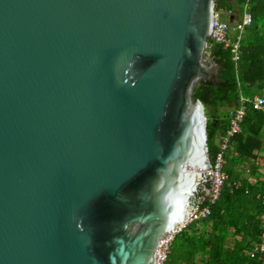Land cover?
Here are the masks:
<instances>
[{
  "label": "water",
  "instance_id": "obj_1",
  "mask_svg": "<svg viewBox=\"0 0 264 264\" xmlns=\"http://www.w3.org/2000/svg\"><path fill=\"white\" fill-rule=\"evenodd\" d=\"M214 0H0V264H153L205 197Z\"/></svg>",
  "mask_w": 264,
  "mask_h": 264
},
{
  "label": "trees",
  "instance_id": "obj_2",
  "mask_svg": "<svg viewBox=\"0 0 264 264\" xmlns=\"http://www.w3.org/2000/svg\"><path fill=\"white\" fill-rule=\"evenodd\" d=\"M244 4L251 20L240 33L236 60L231 58L230 45L215 43L210 57L218 64L216 82L200 80L192 92L203 106L209 161L217 151L218 138L228 127L230 113L221 108L234 109L239 106L240 96L246 98L239 128L223 153L221 170L226 179L210 204L209 214L175 235L165 264H195L198 255L203 264H230L232 254L241 250L246 251L247 264H264V249L254 250V244L264 243L260 218L264 215V173L258 171L259 164L254 161L264 157V108L254 109L250 103L253 95L264 94V0H214L213 7L215 11L230 9L238 15ZM244 171L254 180L244 176ZM205 225L208 230L202 229ZM230 229L240 236L228 246L225 241ZM252 251L254 255L249 256Z\"/></svg>",
  "mask_w": 264,
  "mask_h": 264
},
{
  "label": "built area",
  "instance_id": "obj_3",
  "mask_svg": "<svg viewBox=\"0 0 264 264\" xmlns=\"http://www.w3.org/2000/svg\"><path fill=\"white\" fill-rule=\"evenodd\" d=\"M246 4L243 5L240 13L238 15L233 14L230 9L225 10L228 18L225 20H220L218 18V12L214 10L213 7V20L212 28L206 36V42L203 50V58H210V48L215 43H223L225 45H230L231 48V58L236 60L240 33L245 25H248L251 20V15L246 9ZM244 100L246 98L239 97V106L232 109L230 112L228 127L217 140V151L215 152L212 161L208 162L209 176H210V188L207 191L203 200L194 208L190 209L188 215L183 219V221L175 227L172 231L165 234L157 243L155 248V258L153 264H165L167 253L171 246L174 236L180 232L187 224L194 220H200L205 218L210 212V204H212L218 194L222 183L226 179V175L221 170L223 164V153L224 150L229 146V138L237 132L239 128L240 121L244 114ZM251 105L254 109H263L264 100L261 96L255 95L250 100ZM264 249V243L254 245V250L261 252ZM249 256L254 255V251L248 252Z\"/></svg>",
  "mask_w": 264,
  "mask_h": 264
},
{
  "label": "rangeland",
  "instance_id": "obj_4",
  "mask_svg": "<svg viewBox=\"0 0 264 264\" xmlns=\"http://www.w3.org/2000/svg\"><path fill=\"white\" fill-rule=\"evenodd\" d=\"M217 12H218V18H219L220 20H225V19L228 18V15H226L225 10H221V9H219ZM257 93H258V92H257ZM262 96L264 97V94H262ZM224 110L227 111L228 113H230L232 109H228L227 107H225V108H221V111H222V112H223ZM263 146H264V145H263ZM261 154L264 155L263 153H261ZM254 161H255L256 163L259 164L258 171L264 173V157H262V158L259 157V158H257V159L254 160ZM243 175H244V176L247 175V176L249 177V180H250V181H253V180H254V176H253V175H248V174L246 173V171L243 172ZM260 218H262V221H263V223H264V215H263V216H260ZM191 226H193V225H191ZM262 226H264V224H263ZM204 228H205V229H204ZM202 229H203V230H206V229H207L206 225L203 226ZM207 230H208V229H207ZM198 231L200 232V230H198ZM236 232H237V231H236ZM236 232H233V231L230 229V233H229V236H228L227 240L225 241V244H229L228 246H231V245L233 244L234 239H236V238H238V237L240 236L239 233H236ZM254 245H255V244H254ZM244 254H246V251H245V250H241V251H239V252H234V253L232 254L231 259L229 260V261H230V264H247V262H246V263H240V262H238L239 259H242V258H243ZM198 257H199V255L196 256V257H194L195 264H203V263H201V262L199 261ZM236 258H237V259H236ZM263 261H264V258H263Z\"/></svg>",
  "mask_w": 264,
  "mask_h": 264
},
{
  "label": "crops",
  "instance_id": "obj_5",
  "mask_svg": "<svg viewBox=\"0 0 264 264\" xmlns=\"http://www.w3.org/2000/svg\"><path fill=\"white\" fill-rule=\"evenodd\" d=\"M244 257H245V256H243V258H242V259H239V260H238V262H241V263H243ZM236 259H237V258H236ZM241 260H242V261H241ZM244 262H246V261L244 260Z\"/></svg>",
  "mask_w": 264,
  "mask_h": 264
},
{
  "label": "clouds",
  "instance_id": "obj_6",
  "mask_svg": "<svg viewBox=\"0 0 264 264\" xmlns=\"http://www.w3.org/2000/svg\"><path fill=\"white\" fill-rule=\"evenodd\" d=\"M211 58V57H210ZM256 95H258V94H256ZM253 96H255V95H253ZM252 96V97H253ZM258 96H261V95H258ZM252 97H251V99H252ZM262 97V96H261ZM263 98V97H262ZM248 100V99H247ZM264 100V99H263ZM251 103V102H250ZM252 106V105H251ZM175 237V236H174ZM171 247V246H170ZM170 249V248H169ZM259 252V251H258ZM245 255V254H244Z\"/></svg>",
  "mask_w": 264,
  "mask_h": 264
},
{
  "label": "bare ground",
  "instance_id": "obj_7",
  "mask_svg": "<svg viewBox=\"0 0 264 264\" xmlns=\"http://www.w3.org/2000/svg\"><path fill=\"white\" fill-rule=\"evenodd\" d=\"M180 223H181V222H180ZM180 223H178V225H179ZM178 225H176L175 227H177Z\"/></svg>",
  "mask_w": 264,
  "mask_h": 264
}]
</instances>
